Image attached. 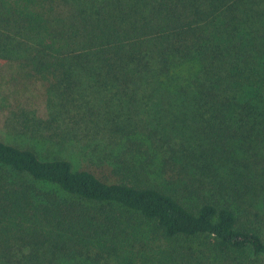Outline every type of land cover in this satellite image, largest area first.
<instances>
[{
	"label": "trees",
	"instance_id": "obj_1",
	"mask_svg": "<svg viewBox=\"0 0 264 264\" xmlns=\"http://www.w3.org/2000/svg\"><path fill=\"white\" fill-rule=\"evenodd\" d=\"M0 68L41 83L63 142L124 147L74 169L0 138V264H264L237 204L264 197V0H0ZM131 115L181 121L168 185Z\"/></svg>",
	"mask_w": 264,
	"mask_h": 264
},
{
	"label": "rangeland",
	"instance_id": "obj_2",
	"mask_svg": "<svg viewBox=\"0 0 264 264\" xmlns=\"http://www.w3.org/2000/svg\"><path fill=\"white\" fill-rule=\"evenodd\" d=\"M27 71L24 68H0V138L9 144L34 150L41 160L66 159L74 169L89 164L100 166L103 162H109L112 166L119 165L114 156L119 158L124 147L105 140L96 129H85L81 124L78 128L80 138H77L76 142L62 141L63 137L67 139V133L64 128H59L57 123L52 121L55 110L50 103L53 98L34 77L26 76ZM131 116L139 128L145 130L144 133L137 134L136 139L144 142L146 147L150 145L154 150L149 151V156H144L143 161L149 163L151 168L162 171L161 176L159 174L153 176V181L168 185L167 177L179 172V168L175 167L177 165L173 164V157L175 151L182 148L176 144L173 147V142L180 141V137L176 135H180L181 121L176 127V133L170 128L167 130L164 121L159 124L160 139L157 135H150L154 130L153 124L149 123L146 128L144 127L145 116ZM123 119L126 118L120 119V125L122 121L125 124ZM166 121L170 124L169 118ZM174 135L176 137H173ZM158 139L161 142L165 141L161 148H158L160 144ZM154 146L157 149H154ZM113 161L116 165L112 163ZM240 187L242 188V185H238L237 189L241 190ZM237 204L239 209L243 210L244 221L256 227L264 238V197L256 193H247L240 196ZM98 264H104V260Z\"/></svg>",
	"mask_w": 264,
	"mask_h": 264
}]
</instances>
